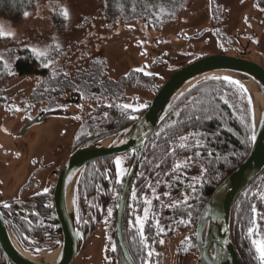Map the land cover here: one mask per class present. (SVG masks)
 I'll list each match as a JSON object with an SVG mask.
<instances>
[{"label": "trees", "instance_id": "trees-1", "mask_svg": "<svg viewBox=\"0 0 264 264\" xmlns=\"http://www.w3.org/2000/svg\"><path fill=\"white\" fill-rule=\"evenodd\" d=\"M37 1L39 0H0V23L7 22L13 28L20 27L28 18L25 13L29 14ZM222 1L101 0L104 15L99 25L94 23L95 28L90 31H84L81 26L79 30L72 31V36L66 38V41L61 45L63 53L59 56L56 64L48 63L46 59L38 57L31 49L26 47L18 49L11 66H8L0 58V88H3L13 76H22L25 79L33 78L32 81L36 86L33 87L34 90L30 97L36 99L40 107L46 108L47 106L52 107L55 101L67 96V87L81 94L84 91L86 95L82 97L86 100L96 97L91 91L94 86L99 87L98 98L96 99H99L101 106L104 109L111 108L115 114L123 115L126 120L122 125L120 124L119 128L111 131H105L107 130L106 127L111 125V120H105L96 132L101 131L102 133L90 140L86 145L89 146L98 139L128 126L146 110L147 107L134 113L131 109L122 108L124 98L127 99L124 93L128 89L149 91L153 96L161 84L157 83L155 75H146V71L137 72L136 69H130L126 74L116 79L108 78L110 70L104 64L101 67H93L99 63V61L94 62L96 54L92 53L93 51L83 53L86 48L80 42L84 40L78 41L76 38L81 39L84 34L89 36L86 43L89 44L91 49L92 47L97 49L101 42L105 43L111 40L105 36L107 33L114 32L113 26L120 28V32L122 29L124 31L131 29L134 23H141L148 28L160 30L161 26L171 20L192 17L202 6L205 8L214 4L221 6L219 3ZM207 12L206 10V14ZM224 16L222 14L219 18L220 24H223ZM221 27L219 25L217 31ZM123 32L121 34H124ZM230 38L228 42H231L232 49L223 50L220 48V52L230 55H242L244 53L242 50H245L246 46L243 47L239 39ZM3 42L4 40L0 36V46ZM232 51L237 52V54L231 53ZM199 57L200 55H196L192 60ZM192 60L180 63L178 68ZM45 64L48 67H45ZM63 73H68L67 78ZM34 76H37L38 80ZM68 78L69 80L72 79L70 85L64 84L69 82ZM119 92L123 93V97L120 96ZM3 95L4 91L2 96L0 95V106L5 102ZM112 97L115 98L114 101H112ZM109 101L112 102L109 103ZM106 104H112L113 107H106ZM145 104L148 106V101ZM99 108L100 106L95 109ZM203 108H207L213 118L202 120L197 127L192 126L188 117L202 115L201 109ZM176 112H180L181 115L176 116ZM131 116H134L135 119L127 120ZM173 121H179V123L173 124ZM252 129L249 103L239 86L219 78H207L197 82L176 99L168 110L164 121L147 138L144 145L139 162L138 176L145 178V175L150 172L151 177L152 173L155 172L157 178H159L161 165H163L167 172L166 178L161 183L155 184L157 186L152 185L151 188L145 185H136L135 193L140 194L154 188L156 198L159 197L165 200L163 210L166 211L168 219L173 221L174 225L180 227V230L191 228V231L194 232L199 212L211 193L246 157L251 145ZM161 130H163V133L157 138L156 134L160 133ZM189 132L209 133L210 143L207 145V150L177 148L176 155L172 156L171 151L175 145L172 143L166 144L165 141L169 136L179 137L187 135ZM213 132L216 133L215 136H211ZM153 145H158V147H153ZM196 151H199L201 155L195 158L194 164L173 174L174 164L182 163L186 157L193 156ZM208 151H211L213 155L208 156ZM129 156L126 155V164L131 161ZM95 163L97 161L89 164L86 168L94 167ZM156 165H160V167H156ZM263 172L264 170L262 174ZM262 174L246 187L234 201L232 207L231 237L242 264L255 263L251 252L252 248L247 246L245 241H237L236 237L239 239L240 234H242L240 240H244L242 236L250 228L253 217L251 193L255 182ZM192 177H195V180L191 179ZM189 185H192V187H189ZM146 187L148 188L146 189ZM165 193H168V195H165ZM191 241L190 248L196 251L194 233L191 235Z\"/></svg>", "mask_w": 264, "mask_h": 264}, {"label": "rangeland", "instance_id": "rangeland-1", "mask_svg": "<svg viewBox=\"0 0 264 264\" xmlns=\"http://www.w3.org/2000/svg\"><path fill=\"white\" fill-rule=\"evenodd\" d=\"M219 4L221 6H217V4L208 5L207 8L202 6L192 17L171 20L161 26L160 30L148 28L141 23H134L131 29L127 31L122 29L121 32L124 31V34H121L120 28L112 25L114 32L104 35L111 40L105 43L101 42L97 49L90 48L86 43L89 36L85 34L81 39H76L84 40L80 42L86 48L85 50L81 49L84 50L83 53L93 51L92 53L96 54L94 62L99 61V63L93 67H101L104 64L110 70L108 74L110 79H116L126 74L130 69L144 68L146 72L156 76L158 84H162L178 69L180 63L192 60L196 55L206 56L220 52L221 49H232L231 42H228L230 37L239 39L243 47L246 46V49L242 50L244 51L243 57L263 65L264 0H223ZM64 10L69 13L67 18L63 15ZM222 14L225 16L223 24H220L219 18ZM103 15L101 0H39L20 27H10L7 22L0 23V33H2L0 36L4 40L0 46V58L8 66H11L18 49L26 47L32 51L35 48L38 52L45 53L44 56L38 57L46 59L48 63L56 64L59 56L63 53L61 45L66 41V38L72 36L71 32L79 30L80 26L84 31L94 29V23L99 25ZM219 25L222 27L217 31ZM231 53L237 54L233 51ZM34 77L38 80L37 76ZM32 80L33 78L25 79L22 76H13L3 88H0V95L2 96L4 91L5 99L2 108H0V177L11 176L13 173L11 168L25 159L23 156L27 154H29V159L33 152L39 150L38 159H42L40 152L44 147L54 152L52 150L59 144L63 145V149H65L70 140L72 141L78 126V122H74L72 118L70 121L49 117L42 123L28 128L22 136L18 137L20 129L26 122L40 116V112L47 109L40 107L36 99L30 97L34 90L33 87L36 86ZM67 80L69 82L64 84H69L72 81L69 78ZM124 94L127 99L123 100V104L132 105L130 109L135 111L141 109L139 108L140 104H145L152 98L149 91L140 89H128ZM94 104L96 103L89 102L88 105L86 104L80 109L70 107L68 111L71 115L74 114L78 118H82L85 112L96 110L93 109ZM22 146H26V151L22 149ZM60 156L53 153L51 157H47V160L56 162L61 160ZM120 157L125 159L126 155L123 154ZM53 166L56 167V164ZM4 192H10V189L4 188ZM105 213L106 223L101 222L97 228H112L110 224L113 214L109 217L107 209ZM261 221L262 232H264V211L261 212ZM165 227L161 228L164 238L161 239L163 243L159 250L164 259L156 260L152 264H191L192 261L195 264H201V260L193 250L191 255L193 259L177 257L178 253L187 252V246H184L183 250L178 247L185 238V233L174 230L170 219L166 221ZM100 231L101 229H98L97 232ZM188 240L191 244V238ZM101 243L103 242L101 241ZM97 246L98 250L99 243ZM95 249L88 254L94 256ZM251 252L253 254L255 251ZM153 253L158 254L157 251H153Z\"/></svg>", "mask_w": 264, "mask_h": 264}, {"label": "flooded vegetation", "instance_id": "flooded-vegetation-1", "mask_svg": "<svg viewBox=\"0 0 264 264\" xmlns=\"http://www.w3.org/2000/svg\"><path fill=\"white\" fill-rule=\"evenodd\" d=\"M67 89V96H64L59 101H55L52 107L47 106L46 111L40 112L39 115L52 113V117L68 119L70 121L72 118L74 122H78L72 141L70 140L65 149H63V145L58 144L52 150L54 152L44 147L43 151L40 152L42 159H38L39 150L33 152L29 159V154H27L23 156L26 160L19 161L14 168H11V171H13L11 176L0 177V211L6 219L14 240L22 252L26 256L35 259L42 257V259H52L64 242L63 231L59 226L53 204L55 180L64 161L72 151L86 147L90 140L96 137V135L101 134V131L99 133L96 132L100 124H103L105 120H111V125L107 126V130L105 131L116 130L126 120L123 115L115 114L111 108L104 109L101 106L99 99H96L98 98L99 87L94 86L91 91L96 97L87 100L84 99V95H86L84 91L81 94L78 91L71 90L69 87ZM119 94L123 97L121 92ZM111 99L112 101L115 100L114 97ZM112 101H109V103ZM89 102H92V104L96 103L93 109L98 108V106L103 109L99 108L92 112L87 111L82 118H78L74 114L71 115L68 111L70 107L80 109L82 106L88 105ZM107 105L106 107H108ZM140 110L132 111L135 113ZM131 117L127 120L132 119ZM22 149L26 151V146H22ZM68 149L69 152L67 153ZM53 153H56L58 156L61 155V160L56 162L47 160V157H51ZM124 155H130L131 161L129 164H126V158L123 159L122 167L127 169V175L122 178V183L116 182L115 158L117 156L97 161L94 167L91 168H86L85 166L81 171L80 177L78 176L72 197V214L76 229L81 235L77 237V253L70 264H129V261L131 264H152L156 260L161 261L164 259L162 252L159 250L162 247L160 241L164 238L161 228H166L165 223L168 220L167 213L163 210L165 200L162 198L157 199L153 189L136 194L135 198H133L132 193L135 191L136 185L148 186L151 184L157 186L155 184L161 183L166 178V168L161 165L160 177L158 178L159 183H157L158 176L155 172L152 173L151 177L150 172L145 175V178L138 176L139 160L129 183L119 219L121 196L127 184L128 173L134 160V152L129 151ZM118 156L120 157V155ZM55 164L56 167L53 166ZM13 174H16V176H13ZM4 188L10 189V192L5 193ZM45 188L49 189L47 193L43 191ZM251 196L253 198L252 206H255L257 211L253 213L250 227L255 230L259 226V234L256 235L255 231L249 233L248 228L244 236H242L244 240H240L242 234H240L239 239L238 237L236 239L239 242L245 241L247 246L252 247V250L255 251L253 253L254 264H260L252 240H263L264 235L261 228V212L264 211V172L255 182ZM146 201H150V203H146ZM5 203L11 207L4 208L3 205ZM109 208L113 209V219L110 224L112 228H97L101 225V222L106 223L105 212ZM145 208L148 209L146 219ZM136 216H140L144 220L143 235L138 230L139 225L133 227ZM171 223L174 230L176 229L180 233H185V238L178 245L179 249L183 250L184 246L188 247L186 253H178L177 257L193 259V256H191L193 251L198 256L197 248L196 251L194 249L192 251L190 248L192 243L190 244L188 240L193 233L195 235V231L192 232L191 228L180 230V227L174 225L173 221ZM118 225H120L119 228ZM172 228L170 229L173 230ZM98 229H101V231L97 232ZM96 233L97 236H95ZM96 240L98 241L95 242ZM91 243L93 244L90 245ZM98 243L99 249L97 250ZM89 245L90 247H88ZM113 245L116 246L115 251L112 250ZM93 247L96 248L94 256H90L88 252H92ZM122 247H124L126 253ZM153 251H157L159 255L157 253L154 254ZM149 252L152 253L151 256L148 255ZM125 254H127L129 261L126 259ZM49 255L51 256L49 257ZM198 259L200 260L199 256ZM0 264H12L5 257L1 249ZM191 264L195 263L192 261Z\"/></svg>", "mask_w": 264, "mask_h": 264}, {"label": "water", "instance_id": "water-1", "mask_svg": "<svg viewBox=\"0 0 264 264\" xmlns=\"http://www.w3.org/2000/svg\"><path fill=\"white\" fill-rule=\"evenodd\" d=\"M217 72L237 73L247 79L242 84H234L239 87L243 85L246 91H242L248 102L249 97L251 98L249 107L252 133L255 132L256 139L251 140L250 149L243 161L221 181L201 208L195 229L196 248L203 264H242L231 237V212L237 197L264 170V64L260 65L243 55L221 52L200 56L179 67L161 84L146 110L137 119L123 129L69 154L57 174L53 191L55 214L63 231L64 242L50 261L38 262L35 258L26 256L14 240L0 211V249L5 257L12 264H70L77 253V237L81 235L73 219L72 197L82 169L96 161L134 152L127 184L121 196L120 219L128 186L147 138L163 122L168 110L181 94L203 79L215 78L212 75ZM255 88L261 91L258 96L251 94ZM52 116V113H46L28 121L20 129L18 136ZM122 248L125 252L124 247ZM125 257L129 261L127 254Z\"/></svg>", "mask_w": 264, "mask_h": 264}, {"label": "snow or ice", "instance_id": "snow-or-ice-1", "mask_svg": "<svg viewBox=\"0 0 264 264\" xmlns=\"http://www.w3.org/2000/svg\"><path fill=\"white\" fill-rule=\"evenodd\" d=\"M25 15H28V13H25ZM63 15L65 16V18H67L68 15H69L68 11L64 10ZM0 34H2V33H0ZM33 52L37 56H41L42 57V56L45 55V53L38 52L35 48L33 49ZM44 66L48 67L47 64H45ZM135 71L144 72L145 70H144V68H137ZM145 74L146 75H152V73H150V72H146ZM63 75L65 77H67L68 73H63ZM224 79L225 80H230L229 77H224ZM232 82L236 83V84L239 83L238 81H232ZM240 88L242 90L246 91V89H243V85H240ZM181 95H183V94H181ZM249 103H251V98L250 97H249ZM107 106L108 107H113L112 104H109ZM145 107H147L146 104H140L139 105V108H145ZM122 108L123 109H130V108H132V105L123 104ZM201 112H202V115H200V116L193 115V116H189L188 117V120L191 121L192 126L197 127V126L200 125V122L202 120H211L213 118L212 114L209 113V110L207 108L201 109ZM105 115H107V114H105ZM175 115L176 116H180L181 113L180 112H176ZM131 118L135 119L134 116L131 117ZM172 123L173 124H177V123H179V121H173ZM162 133H163V130H161L160 133H157L156 134L157 138H159V136ZM215 135H216L215 132L211 133V136H215ZM255 139H256V136H255V132L253 131L252 136H251V140L255 141ZM193 141H194V143H193ZM165 143L166 144L172 143V144L175 145L173 147L172 151H171V155L175 156L177 148L185 149V150H189L191 148L207 150V145L210 143V136H209V133H207V132H189L187 135H181L179 137L169 136V138L165 141ZM153 147H158V145H153ZM200 155H201V153L199 151H196L193 156L186 157L185 160L182 163L174 164L173 174H175L176 172H179L181 169H186L188 167H191L194 164V162H195V158L200 157ZM207 155L208 156H212L213 153L211 151H208ZM122 163H123V158L117 156L115 158L116 176H117L116 182L117 183H122V178L125 175H127V169L122 167ZM156 167H160V165H156ZM141 175H143V174H141ZM191 179L195 180V177H192ZM157 183H159V179L158 178H157ZM148 187L151 188L153 186L151 184H149ZM189 187H192V185H189ZM43 191H44V193H47L49 191V189L45 188ZM153 191H154V188H153ZM38 195H39V193H38ZM132 195H133V198H135V196H136L135 191H133ZM165 195H168V193H165ZM157 199H159V197H157ZM146 203H150V201H146ZM3 207L7 209V208H10L11 206L9 204L5 203L3 205ZM117 207H119V205H117ZM252 211H253V213H256L257 210H256L255 206L252 207ZM144 212H145V219H146L147 218V214H148V209L145 208ZM112 214H113V209L109 208L108 209V216L111 217ZM136 225H139V229L138 230H139L140 234L143 235L144 220H142V218L140 216H136L135 217V224H133V227H136ZM248 231H249V233H253L255 231L256 235L259 234L258 228H256L254 230V228L250 227L248 229ZM160 243H163V240H161ZM252 244L255 246L256 253L258 254V259H259L260 264H264V240H262V239H253L252 240ZM112 250L113 251L116 250V246L115 245H113ZM148 255L151 256L152 253L149 252Z\"/></svg>", "mask_w": 264, "mask_h": 264}, {"label": "bare ground", "instance_id": "bare-ground-1", "mask_svg": "<svg viewBox=\"0 0 264 264\" xmlns=\"http://www.w3.org/2000/svg\"><path fill=\"white\" fill-rule=\"evenodd\" d=\"M212 76H214L215 78H222V79H224V77H229L230 80H226V81H231V82L232 81H238L239 82L238 84H242L243 82H246V80H247L246 78L244 79L242 76H240L237 73H229V72H217V73H214ZM260 92H261L260 89L255 88L253 91H251V94L254 96H258L260 94ZM50 256L51 255H49V257ZM42 258H40L39 260H36V261L45 262V261L51 260V259L47 260V259H42Z\"/></svg>", "mask_w": 264, "mask_h": 264}]
</instances>
